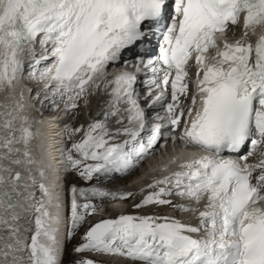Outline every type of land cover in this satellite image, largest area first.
I'll list each match as a JSON object with an SVG mask.
<instances>
[{
    "label": "snow or ice",
    "instance_id": "1",
    "mask_svg": "<svg viewBox=\"0 0 264 264\" xmlns=\"http://www.w3.org/2000/svg\"><path fill=\"white\" fill-rule=\"evenodd\" d=\"M241 23L240 39L221 44L218 37ZM258 28L264 29V0H0V92L15 100L27 71L54 105L63 103L65 113L101 90L108 97L103 119L86 129H64L69 139L83 133L62 153L66 170L86 181L127 174L157 145L166 147L169 138L173 150L179 141L203 153L180 162L170 175L154 178L147 185L149 194L135 205H171L195 215L197 224L169 216L120 215L91 227L76 252L137 264H264V34L255 44L249 39ZM154 40L158 56L145 58ZM137 47L143 51L136 53L135 63L124 61L125 69L135 71L120 70L108 79L109 65ZM47 60L52 64L41 67ZM192 61L196 79L189 105ZM145 71L153 78L145 79L141 94L136 85ZM24 99L21 92L12 110L0 113V160L13 157V164L31 166L37 163L29 150L36 134L23 115ZM121 137L123 142H117ZM250 157L256 162L249 163ZM176 162L158 171L168 172ZM4 171L9 175L0 176V184H10L15 196H23L21 173ZM29 179L36 184L31 173ZM39 191L40 199L34 193L24 197L36 201L30 205V242L19 238L20 217L13 211L19 201L8 191L0 199L5 214L0 226L14 241L0 249L3 264H59L51 227L59 218L48 210L53 195L43 183ZM72 195L69 236L96 211L93 204L78 203V196L127 200L134 193L73 187ZM173 196L182 203L173 204ZM18 253H26V259Z\"/></svg>",
    "mask_w": 264,
    "mask_h": 264
},
{
    "label": "bare ground",
    "instance_id": "2",
    "mask_svg": "<svg viewBox=\"0 0 264 264\" xmlns=\"http://www.w3.org/2000/svg\"><path fill=\"white\" fill-rule=\"evenodd\" d=\"M26 72H25V75L27 74ZM24 81L22 80L20 85L17 86L14 96H15V100H18L20 93L23 92V95L25 97L23 101V103L25 104L23 115L27 116L33 122L32 131L36 134L35 138L31 141L29 145V150L33 158L37 161V163L31 166H26L23 164L15 165L12 163L13 157H9V159L7 160H0V176H3L5 179H7L9 172L4 171V169H8L11 172L13 170L18 169L22 173V180L20 181V188L18 190L23 193V196L19 197L20 199L19 205L13 211L14 213L18 214L20 217V219L16 223V226L21 229L19 233V238L27 242H30L31 235L34 232V223H29V221L32 220V210L30 208V205L35 203L36 201L35 200L26 201L24 197H26L29 193H34L36 199H40L41 193L39 191V185L41 183L45 184L49 188V191L53 195V204L49 206L48 210L51 212V214L54 217L59 218V223H53L51 227L55 229V236H56V246L55 247H56L57 258L60 264L62 261L63 251L65 247L64 236H65V231H66V202H65L66 192L64 190V178H63L65 176L64 175L65 167L63 164L64 155H62V153L64 152V133L59 128V123H60L59 121L61 119V114H58L57 112H55V114L51 116H48V115L45 116L44 110L42 113H40V110L38 109L37 105H39L40 109H42L44 108L46 104H48L49 102H52V100L49 99L50 94L46 95L45 100L42 97L40 98V96L32 97V94L30 95V91L32 87L26 86V83ZM41 91H39V94L41 93L40 95L44 96L45 93ZM15 100L12 98H9L5 92H0V113L11 111L12 108L14 107ZM34 111H37L38 113H34ZM3 121H4V116L0 115V125L3 124ZM2 134H3V129L0 128V135ZM16 147L22 148V145H16ZM175 149L176 150H173L170 154L168 153L169 152L168 149H165L164 151L168 154L166 155L167 157L166 161H161V164L159 163V165L157 164L156 166H154L152 164L149 167L147 166L145 168H142L141 171H138V168L137 169L134 168L127 174H122V173L111 174L109 177H114V176L123 177L122 179H119L116 181V184H117L116 186L112 185L113 183L109 182V180H107L106 178L105 180L103 179L102 181L106 185V187L109 189L110 188L115 189V188L121 187V189L117 191V194L131 192L132 190L134 191L136 187L134 188V187L128 186V187H131L130 190L128 189L123 190L122 187L125 185L123 188L125 187L127 188L126 186L127 183L131 181L132 179H133L132 181H134L136 185L141 186L143 182L146 183L148 180L152 181L154 178H162L163 177L162 173H169V169H168V172L158 171L159 174H157L158 172L154 173L155 170H158L159 168L165 165H168L169 161L174 158L177 159V162L184 161L190 158L191 153H188L183 148H179L180 150H177V147H176ZM2 154L3 153L0 152V155ZM154 159L156 160V158ZM149 164H151V161ZM172 166L173 164L170 165V168H172ZM41 171L44 172L43 177L39 176V172ZM30 173L36 177L35 185H32V181L29 179ZM92 181H93L94 187L99 188L101 186L99 184L98 179L94 178ZM24 185H29V187L26 189ZM136 189H140V188L137 187ZM5 191H8L12 195H15L13 193V189L10 184H7V185L0 184V199H6L3 196V193ZM91 198L92 200H105L106 199V201L104 202L103 206L101 205L102 207L100 206L101 209L99 211H96L94 215L95 219L90 218L88 220L87 224L85 225L87 227L91 226L94 222H98L108 217L116 219L115 216H113L114 215L113 211H115V209L116 211H120L121 213L125 212L124 209L120 210L122 206L120 207V209H118L122 201H118L117 203H111V202H108L110 198H100V197H91ZM57 203L61 205L60 208H56L54 206ZM107 205L110 207H107ZM202 207H203V204L199 206L200 209ZM4 215L5 214L3 212V209L0 208V216H4ZM10 215L11 213L8 214L9 217ZM161 216L173 217V214L172 215L165 214ZM186 218L188 220L187 223H191L193 225L198 223V220L196 219L195 215L191 214L190 216H186ZM195 220H197L196 223H195ZM25 228H28L29 231L25 232L24 231ZM8 236H9V233L4 231L3 227L0 226V249H2L6 243H14V241L8 239ZM45 242L50 243L48 241H45ZM17 255L24 256L26 259L27 254L18 253ZM0 263L3 264L2 259H0Z\"/></svg>",
    "mask_w": 264,
    "mask_h": 264
},
{
    "label": "rangeland",
    "instance_id": "3",
    "mask_svg": "<svg viewBox=\"0 0 264 264\" xmlns=\"http://www.w3.org/2000/svg\"><path fill=\"white\" fill-rule=\"evenodd\" d=\"M25 76L26 77H24L23 81L25 80L24 82L26 83V86L33 87L35 84L38 85L36 82H34V81L32 82V80H30L28 78L27 74ZM107 99H108L107 95L103 92V90H101V91H99L95 95H88L86 97V99L80 100L78 102V105L79 106H78V108L76 110H74V111H72L70 113H65L64 112L65 113V115H64L65 116V119H64V121H62L63 128L64 129L66 127L67 128H77V127L83 126L86 129L87 126H88V124L92 123L93 121L98 120V119H103L102 109L104 107H106L105 101ZM48 104H46L47 105V108H46V105H45L44 108H42V109H40V106L37 105L38 106V109L40 110V113H42L43 110H44L45 116H47V115L48 116H51V115L55 114V112L53 110H56L58 108H60L61 110L63 109V103L62 102H59V107H57L53 103L52 104L50 103V106H49L50 109H48ZM51 110L53 111V113L50 112ZM37 111H34V113H38ZM109 127L114 130V125H113L112 122H109ZM82 136H83V133H80V134H77L76 136H74L72 139H69L68 136H67V134H66V138H65V148H66V151H67V149H69L71 147V144L73 142L79 141L82 138ZM120 139L121 138H119V140ZM117 142H119V141H117ZM120 143H122V142H120ZM177 145L180 146L181 143L180 142H177V144H176L177 150H180L179 149L180 147H178ZM169 146H171L170 147V151L168 152L170 154L173 151V145H172V143ZM184 150H186V149H184ZM161 154L158 153V156L157 157L155 155H150L148 157V159H146L148 162L145 161L144 166L141 165V167L138 168V171H141L142 168H145L147 166L149 167L152 164L154 166H156L157 164L159 165V163L161 164V161H166V158H167L166 155H168V154L165 151H163ZM153 157L156 158V160ZM152 158L154 159V161H153ZM168 160H170V159H168ZM150 161H151V164H149ZM157 172H158V170H155L154 173H157ZM157 174H159V172ZM64 175H65V173H64ZM100 178H96V179H98L99 184L101 185L98 188L101 191H106V192L116 193L117 194V191L119 189H121V187L120 188H115V189L114 188H112V189L110 188L109 189V188L106 187V185L103 183L102 180L103 179L105 180V178H106L107 180H109V182H112L113 183L112 185L116 186L117 185L116 184V181L119 180V179H122L123 177L114 176V177H100ZM64 180H65V178H64ZM67 182L68 183H77L79 185V189H85V190H87V189H90V188H93L94 187V184H93V181L92 180L91 181L83 180V179L80 178V176H79V174L77 172L71 171V170H68ZM124 182H126V181H124ZM143 183H145V182H143ZM128 186H131V187H134V188L136 187L137 188L140 185H136L135 182L132 181L131 183H129L127 185V188L126 187L125 188L122 187V189L123 190H125V189L130 190L131 187H128ZM94 188H97V187H94ZM136 188H135L134 191L132 190L131 192L134 193V192H138L140 190V189H136ZM143 189H144V192H142V195L144 193H146V195H148L149 194V192H148L149 190L146 189V188H143ZM126 192H127V190H126ZM118 194H120V193H118ZM135 197H136V195L134 194L132 198L134 199ZM140 197H142V196L140 195ZM78 198H79V200L82 199V201L84 203L87 202V203L96 205V207H97V204L99 202L102 205L106 201V199L105 200H92L91 196H89V198L87 200H85L84 198H81V197H78ZM140 202H141V200L136 201L135 202V205L138 204V203H140ZM100 206H98L97 208H99ZM131 206H132L131 205V201L129 200V201L121 202V205L118 207V209H120V207H121L120 210L124 209L125 211H127L128 209L131 208ZM170 208H172L171 205H165V206H162V207L161 206L151 205V206H148L146 208L137 209L135 211H128L127 213H131L134 216H143V215H156V216H161V215H165L164 213L166 212V213L173 214V218H175L177 220H180L182 222H186L187 223L188 220H187L186 216L191 215L190 213L184 214V213H180L178 211H175V214H174L173 213V209H170ZM96 211L93 214L86 216L84 222L81 224L80 227H78L77 229H75V231L72 233L71 236H69V234H68V243H67V248H66V254H65L64 264H82L83 261H89L90 260V258H86V256L84 255L87 251H85V252H76L75 249L78 248V247H81L84 244L85 241H84L83 237H84L87 229L89 228V226L87 227L85 225L87 224V222H88V220L90 218L91 219H95L94 215H95ZM156 211H158L159 213L156 212ZM115 212H117L116 209H115V211H113V213H114L113 216H115V218H117L116 216H118L119 214L117 215V214H115ZM157 214H160V215H157ZM196 221L197 220H195V223H196ZM66 233H67V230L65 231V236H64L65 242H66ZM92 253L93 252H89V253L87 252V254H89L90 256H93L95 258V259H92L91 258L92 259L91 261L93 262V264H98L96 259L98 258L97 256H99V255L97 254L96 257H95ZM131 264H137V262H134V263H131Z\"/></svg>",
    "mask_w": 264,
    "mask_h": 264
},
{
    "label": "water",
    "instance_id": "4",
    "mask_svg": "<svg viewBox=\"0 0 264 264\" xmlns=\"http://www.w3.org/2000/svg\"><path fill=\"white\" fill-rule=\"evenodd\" d=\"M13 199H15V200H18V198L16 197V196H13ZM105 220H107V219H105ZM102 222V221H101ZM100 223V222H99Z\"/></svg>",
    "mask_w": 264,
    "mask_h": 264
}]
</instances>
